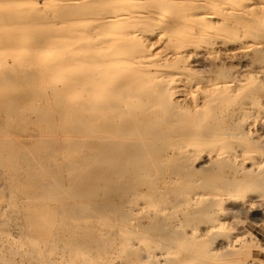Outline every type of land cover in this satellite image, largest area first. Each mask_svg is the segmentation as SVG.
<instances>
[{
  "label": "rangeland",
  "instance_id": "obj_1",
  "mask_svg": "<svg viewBox=\"0 0 264 264\" xmlns=\"http://www.w3.org/2000/svg\"><path fill=\"white\" fill-rule=\"evenodd\" d=\"M39 1L40 4H43L41 0ZM195 1L202 6L201 12L204 13L205 17H208L207 13L210 12L211 3H205V0ZM24 2L26 1L0 0V159H9L6 146H11L13 147V152L15 154L17 153L16 155H18L19 158L20 153L30 151L31 155H34L31 157L41 161L40 164L36 166V169H42L37 172L31 170L21 171L18 169H21L23 166L19 163L13 165L3 164L0 166V257L2 254L3 256L6 255L11 260L12 264H36L28 255L30 246L28 245L27 238L23 236L43 230L33 227L29 224L28 219L24 220L25 217L23 216L25 214L27 217H31L34 223L42 224H39V226H43L46 230L53 231V233L65 239L62 244H51L48 245V248L44 251L38 250L37 252L39 253L37 254L36 252L38 258L36 257V259L39 261H42L43 258H45V260L49 258L56 259L57 256L55 255L59 253V255H66V263H68V260L74 261V255H70L73 253L66 249L72 244V239L67 233L69 227L77 226L83 231H86L87 234L96 235L97 233V235L101 234V236L108 239L106 241V249L103 251L95 249H87L89 252L86 249V251H82L87 257L92 260L95 259L92 264H94V262L96 264H110L112 263L111 261H113L112 264H264V251L252 245H249L250 247L247 245V248L243 249L246 252H243L240 248V243H237V245L239 244V250L237 249V251L234 252L229 250L226 251V245L232 236H242L241 241L247 242L248 239L257 234L264 244V227L258 229V227H260L259 224L264 223V185L260 187L255 185L259 179H262V181L264 180V0H226V3L222 1L223 4L217 6L221 15L216 17L213 16L214 18L210 16L208 20H213L212 23H210V27H208L205 32L196 28V23L192 25L188 23L189 21L183 23L179 28L181 34L185 32V37L183 39L170 38L167 36L165 31L166 23L161 24L156 28L155 32L149 33L148 35L150 36L152 44H155L153 49L157 50L156 53H161V58L158 59L160 67L158 70H153L154 68L148 70L150 73L147 75L146 84L142 86L141 89H150L152 91L168 89V92L171 90L168 98L174 102L178 98V105L159 104L156 108L160 110L159 120L161 122L166 120L168 109L176 111V113L186 121L183 130L188 131V133L190 132V141L192 142L185 145L184 150L189 152L192 157L194 156L195 159L193 160L191 168L200 176L198 177V181L193 185V188L189 187V184H187L188 182L185 180L186 178H181L178 175V178H176L177 167L173 161L170 160L167 163L163 162V164L160 163L159 165H155V158L153 155H150L149 157L152 158L150 166L139 167L138 169H136L138 166L135 165L131 167L130 170L136 169L135 172H144L149 175L146 177L143 176L137 180L135 182L136 185L133 183L134 186L132 188H130L132 186V181L129 182L131 186L125 183L118 187L114 184L112 188L100 185V182H92L89 185L88 182L82 183L76 195V202L80 208L76 209L77 211L74 210V212L73 210L69 211L67 209L66 199L67 192L70 191V176L76 173H69L65 164L68 158V151L64 146L69 142V134L65 133L63 130V128H67L65 121H62V118L56 115L58 111L56 107L58 100H56L54 96L52 88L53 81L50 79L52 77L47 76L44 71L42 72L39 70L34 63V65H29V62H27L28 64H22L20 67L16 66V64L19 62V57H25L26 53L24 50L29 48L34 49L32 48L33 45L35 48L37 46L47 47L48 44L46 45V43L50 37L61 38L59 40L63 42L64 37L68 35L67 32L74 29L73 27H75V24L71 23V27L69 23L64 20L62 26L56 29L50 28L47 25L49 21L44 17L46 16L49 6L38 5L39 3L35 6L33 4L31 5L30 1H27L26 3H29L28 5ZM252 2L253 4L257 2L258 7L253 6ZM17 3L19 4L17 5ZM250 6L252 9L249 8ZM222 10L224 12H222ZM237 10H239V12ZM36 11H39L38 14ZM243 12H245V14H243ZM33 13L36 14L33 15ZM189 13L190 12L187 11L186 15ZM57 15L64 16L67 18L66 20L70 21V17L66 11L59 10ZM31 19L34 21H31ZM108 32L109 31L106 30L103 33L106 36ZM216 33H218V35ZM243 39L247 45H252V48L248 50L244 48L246 44ZM23 47L25 48L24 50H22ZM164 48L166 50H164ZM170 51L173 55L170 54ZM135 55L139 56V51H133L130 54V56ZM51 56V54H45L43 58H50ZM124 57L125 55H118V59ZM31 59L33 60V57ZM144 61H147L146 58H144ZM10 64L16 66V68L12 70L7 68V65ZM179 68H181V70ZM8 71H10L9 77L13 78L10 79L7 77L8 74L6 75L5 73ZM12 74L14 75L12 76ZM106 88L110 89V86L108 85ZM101 101L110 104L108 101L111 100L108 97H102ZM58 103H60V101ZM106 107L110 106L106 105ZM241 108H244V110ZM246 109L248 110L246 111ZM109 112H112V110L109 109ZM134 113L137 114L135 111ZM135 117H137V115ZM120 120L122 122V119ZM121 122H119V125H121ZM163 124L166 125L167 122ZM238 125H240V127ZM96 126H100V130L105 128V126H101L100 121L96 123ZM220 126L223 127L222 130ZM157 127L159 129L162 126L159 124ZM42 131L45 133H42ZM221 131L224 135L222 137H216ZM62 132L64 133V137L62 136ZM56 133L58 134L56 135ZM199 134L200 137H197ZM28 136L31 137L29 138ZM229 138L232 139L230 140ZM237 138L240 140H237ZM56 140H60V143L63 144H59L55 147L47 145L51 143V141L53 142ZM243 140L246 142H243ZM162 143L164 144L162 145ZM168 144H170V141H160L158 149H165ZM25 146L30 148L25 149ZM179 152V150H170L165 156L175 158V156L177 157L179 155ZM42 153H44L45 156H43ZM48 154L50 155L47 156ZM199 157L202 158L200 159ZM243 159L245 160L243 161ZM251 163L253 165L255 164L258 168L255 166L253 174L250 173L245 176V170L252 169L251 166L253 165ZM112 168V171L116 173L121 167L119 165H114ZM93 171L94 170L90 169L87 170L86 173L90 174ZM26 172L30 174V176ZM46 173L48 174L47 177H50L47 182L50 181L49 183H51V191L42 192L44 195L47 194L45 196H42V194L33 196L34 194L31 190L32 186L47 180L44 177L40 179L42 176H46ZM37 175H41L40 178L35 177ZM32 176L35 177V180L31 179ZM159 178L161 179L160 181H155ZM164 180H166V182H164ZM236 181L237 184H242L243 186L248 184V189L241 191V189L236 188L237 186L233 187V185H231L230 194H234V196L226 198V184H233V182L236 183ZM170 184L172 185L170 186ZM152 188H154V191H152ZM169 188L172 189L170 190ZM58 189H64L63 191L66 193L64 197L54 194L58 192ZM165 189L169 190L165 192ZM116 192L120 194L130 192V196L128 194L127 197H124V201L119 203L120 207L118 209V203L110 199V196H113ZM208 194H212L214 197ZM49 195L51 199H49ZM33 199L35 202H33ZM78 199H80V201ZM226 199H228L227 203L232 204L235 211L238 209L244 211L248 210L246 216L243 215L242 218L240 216L236 219L234 218V220L232 217L226 218ZM28 200H32L33 203L31 201L28 203ZM109 201L112 202L108 203ZM251 202H253V204H250ZM188 203L190 206H188ZM40 207H43V209ZM106 207H108V210H106ZM41 209L46 211L41 213L39 211ZM176 212L179 214H176ZM212 216L214 218H212ZM255 217L262 222L254 223L250 221L249 218ZM163 218L166 220L164 221ZM226 221L227 223H232L227 226ZM120 222L123 223L121 224ZM89 224H91V227ZM162 225H165L166 230H163ZM86 226L87 228H85ZM170 226L171 228L174 226V228L171 229ZM24 228H26L25 231ZM101 228H104V230ZM249 230H251L250 232L252 234ZM151 235H153V237ZM244 238H246V240ZM13 240H15V243ZM12 244L13 246H11ZM10 246L13 248H9ZM16 246L18 247L16 248ZM18 248H21V251ZM48 250H53V254ZM248 250L249 252H247ZM230 252L232 253V257L229 255ZM241 253H243L242 256H240ZM108 259L110 261H108Z\"/></svg>",
  "mask_w": 264,
  "mask_h": 264
},
{
  "label": "bare ground",
  "instance_id": "obj_2",
  "mask_svg": "<svg viewBox=\"0 0 264 264\" xmlns=\"http://www.w3.org/2000/svg\"><path fill=\"white\" fill-rule=\"evenodd\" d=\"M25 1L26 2L30 1L31 2L30 4L31 5L33 4L35 6L40 2L39 0H25ZM41 1H42L43 4L39 3L38 5H46L47 7L49 6V9H47L48 11L46 13V16H44L45 19L49 21L47 23L48 27L56 29L59 26L63 25L64 20L67 23H69V26H71V27H72L71 23L75 24V27H73L74 29H71L70 31L67 32L68 35H67V37H64L63 42H61L59 40L61 38L50 37L48 42L46 43V45L48 44L47 47L37 46L36 45L37 47L35 48V47H33L34 46L33 45L32 48H34V49H30L29 48V49H26V50H24L25 48L23 47L22 50H24V52L26 53L25 57L24 56L19 57V62H18V64H16V66L20 67L22 64H25V63L29 62V65H34L35 64V66L39 70H41L42 72L44 71L47 76L52 77L50 79H52V81H53V87L52 88H53V91H54V96H55V99L58 100V102L60 101V103L57 102V104H56V107L58 108V111L56 112V115L60 116L62 118V121H65V123L67 124V128H63V130H64L65 133L69 134L68 135L69 137L67 136L69 138L68 139L69 142H67L65 144V146H64L67 149V151H68V158H67V162L65 164L67 166V170H68L69 173H73V172L76 173V174L70 176V182H71L70 187H69L70 191L67 192V199H66L67 209L69 211L73 210V212H74V210L80 208V206L76 202V198H77L76 195H77L78 188L84 182H88V185L91 184L92 182H96V183L100 182V185H105V186H108V187H111V188L113 187L114 184L119 187L121 185H124L125 183L129 184L131 186V183H132V186L130 187V188H132L137 180H139L143 176H145V177L149 176L148 173L135 172V170L138 169L139 167L150 166L151 162H152V158L149 157L150 155L154 156L155 165H159L160 163L163 164V162L167 163L170 160L173 161L175 163V166L177 167L176 176L178 175L181 178L182 177L186 178L185 180L188 182L187 184H189V187L193 188V185L198 181V177H200V176H199V174L195 173L192 170V168H191L192 165H193V160L195 159L194 156L192 157L189 152H186L184 150L185 145H188V144H190L192 142V141H190V137H191L190 134H189L190 132L188 133V131L183 130L185 128L186 121L183 120L182 117H180L176 113V111H173L172 109H168L166 120L164 122H161L159 120L160 110H158L156 108L157 105H159V104H164V105L177 104V99L178 98L176 99L175 102L172 101L170 98H168L169 97V92L171 91L170 89H169L170 90L169 92H168V89L167 90L158 89V91H156V90L152 91L150 89H141V87L146 84L147 75H149V73H150L148 70L150 68H154L153 70H156V69L158 70V68L160 67L158 59L161 58V56H160L161 53L160 52L156 53L157 50L153 49L155 44H152L150 36H148V35H149V33L155 32L156 28H158L161 24L166 23L165 31H166V35L167 36H169L170 38L173 37V38H182L183 39L185 37V32L183 34H181L179 32V28L183 25V23L188 22V21H189L188 23L191 24V25L193 23H196L195 27L198 28L199 30L205 32L207 30V28L210 27V23H212V20H213V19L212 20H208V19H210V16H212V18H214L213 16L216 17V16L221 15L220 14L221 12H219V9H218L217 6L223 4V2L226 3V0H216V1H214V0H205V3H207V4L211 3L210 12L207 13L208 17H205L204 13L201 12L202 6L197 4V2L195 0H41ZM26 2H24V3H26ZM199 2H201V1H199ZM18 4L19 3H17V5ZM26 4L29 5V3H26ZM252 4H253V2H252ZM253 6L256 7L257 6V2L255 4H253ZM249 8L252 9L251 6ZM59 10L66 11V13H68V15L70 17V21L66 20L67 18L64 17V16L57 15V12ZM187 11L190 12V13L186 15ZM237 11L239 12V10H237ZM38 12H37V14H38ZM222 12H224V11L222 10ZM35 14L33 13V15H35ZM243 14H245V12H243ZM64 15H66V14H64ZM28 19H29V17H28ZM231 19H233V18H231ZM31 21H34V20L31 19ZM202 21H203V23H202ZM229 21H230V17H229ZM262 25H263V22H262ZM259 29H261V28H259ZM106 30H108L109 32H108V35L105 36L103 32H105ZM247 30H249V29H247ZM216 34L218 35V33H216ZM246 38H247V36H246ZM167 43H168V41H167ZM244 43H245V40H244ZM244 48H246L248 50L249 48H252V45H247L246 44V46H244ZM164 50H166V49L164 48ZM237 50H238V48H237ZM239 50H242V49H239ZM133 51L134 52L139 51L140 55L139 56H137V55L130 56L131 52H133ZM241 52H243V51H241ZM212 53H214V52H212ZM45 54H51L52 56L50 58H43ZM119 54L125 55V57L118 59V55ZM170 54H171V51H170ZM218 54H219V51H218ZM218 54H217V56H218ZM171 55H173V54H171ZM31 56L33 57L34 61L31 59L32 58ZM183 57H184V54H183ZM144 58H146L147 61H144ZM180 64H181V62H180ZM16 66L10 64V65H7V68L12 70V69L16 68ZM179 69L181 70V68H179ZM10 71L5 73L6 75L8 74L7 77H9V74H10L9 72ZM33 72H34V70H33ZM35 73H37V72H35ZM13 75L14 74H12V76ZM176 76L179 77L178 75H176ZM165 77H167V76H165ZM9 78L11 79L13 77H9ZM185 79H186V77H185ZM184 82H186V81H184ZM232 82H233V80H232ZM155 84H156V82H155ZM158 84H160V83H158ZM184 84H186V83H184ZM108 85L110 86V89L106 88V86H108ZM111 85H112V87H111ZM115 86H117V87H115ZM229 86H227V87H229ZM185 88H187V87H185ZM224 88H226V87H224ZM194 94H193V96H194ZM123 95H125V96H123ZM102 97L110 98L111 101H108V102H110V104H107L104 101H101ZM173 100H175V99H173ZM197 103H198V101H197ZM106 105H108L110 107H106ZM190 105H191V103H190ZM188 107H186V108H188ZM211 107H213V106H211ZM109 109L112 110V112H109ZM213 110H215V109H213ZM242 110H244V108ZM247 110L248 109H246V111ZM134 111L137 114H135ZM42 115H43V113H42ZM136 115H137V117H135ZM22 116H25V115H22ZM232 117H233V114H232ZM120 119H122V122H121ZM210 119H211V117H210ZM234 120H235V118H234ZM98 121H100L101 126H105L104 129L100 130V126H96V123H98ZM119 122H121V125H119ZM166 122H167L166 125L163 124V123H166ZM227 123H228V121H227ZM159 124L162 127H160L158 129L157 126ZM237 124H238V122H237ZM230 125H232V124H230ZM55 126H56V124H55ZM238 126L240 127V125H238ZM220 128L222 130L223 127L220 126ZM44 130L47 131L46 129H44ZM42 133H45V132L42 131ZM57 134L58 133H56V135ZM13 135H11V136H13ZM44 135H46V134H44ZM63 135H64V133L62 134V136ZM223 135H224V133L221 131V132H219L216 135V137H219V136L222 137ZM54 136H55V134H54ZM193 136H195V135H193ZM28 137L30 138L31 136H28ZM197 137H200V134ZM226 138H228V137H226ZM234 138H236V137H234ZM239 138H237V140ZM19 139H21V138H19ZM58 139H60V138H58ZM163 140L164 141L165 140L170 141V144H168L165 149H158L159 142L163 141ZM246 140H247V138H246ZM33 141H30V142H33ZM244 141L245 140H243V142ZM59 144L61 145L63 143H60V140H56V141H53V142L51 141V143H48L47 145L55 147V146H58ZM163 144L164 143H162V145ZM12 148L13 147H11V146H6V151L9 154V159L8 160L0 159V166H2L3 164H11V165H13V164H18L19 163V164H21L23 166L21 169H18V170H21V171H23V170L24 171L25 170H31V171L37 172V171L42 169V168H39V170L36 169V166L38 164H40L41 161L31 157V156H34V155H31L30 151L29 152L28 151H24L23 153H20V158H19V156L16 155L17 153L15 154L13 152ZM28 148H30V147H26L25 146V149H28ZM170 150H177V151L179 150L180 151L179 155L177 157L175 156V158H171L170 156L166 157L165 154L168 151H170ZM63 154H65V153H63ZM237 154H239V153H237ZM42 155L45 156L44 153H42ZM49 155L50 154H48L47 156H49ZM213 157H214V155H213ZM199 158L201 159L202 157H199ZM244 160L245 159H243V161ZM247 163H250V162H247ZM114 165H119L121 167V168L118 169V171L116 173H114L112 171V169H113L112 167ZM133 165L138 166V167L136 169L130 170ZM220 165H221V163H220ZM255 166L256 165L254 164L253 166H251L252 169H246L245 173H244L245 176L247 174H250V173L253 174ZM18 167H19V165H18ZM90 169L94 170V171L91 172L90 174H87L86 171L90 170ZM263 170H264V168H263ZM43 171H44V169H43ZM170 173H172V172H170ZM170 173H169V175H170ZM227 173H229V172H227ZM215 174H216V171H215ZM28 175L30 176V174H28ZM40 176L41 175H37L35 177H39L40 178ZM47 176H48V174L46 176H42L40 178V179H42L44 177V178L47 179V180L42 181L43 183H38V184L32 186L31 190H32V193L34 194L33 196H38L39 194H42V192L44 193L45 191H49V190L51 191V187H52L50 185L51 183H49L50 181L47 182L48 179H50V177H47ZM178 176L176 178H178ZM204 176H207V175H204ZM35 177L32 176L31 179L35 180ZM61 179H62V177H61ZM160 180L161 179L159 178V179H156L155 181H160ZM173 180H174V178H173ZM236 180H237V178H236ZM263 181H262V179H259L257 182L255 181L256 182L255 185L259 186V187L263 186L264 185ZM129 182H131V183H129ZM164 182H166V180H164ZM241 182H243V181H241ZM56 183H59V182H56ZM216 183H218V182H216ZM238 183H240V182H238ZM187 184H186V186H187ZM171 185L172 184H170V186ZM179 185H180V183H179ZM231 185H233V187L237 186L236 188L237 189H241V191L248 189V187H247L248 184L243 186L242 184H237V181H236V183L233 182V184L227 183L226 184V198L227 197L230 198V197L234 196V194H230V192H231L230 191V186ZM220 187H218V188H220ZM164 188H166V187H164ZM82 189H84V188H82ZM63 190L62 189H58V192H56L54 194L56 196L59 195V196H63L64 197V195L66 193ZM140 190H142V189H140ZM168 190L165 189V192L168 191ZM52 191H53V189H52ZM152 191H154V188H152ZM162 191H164V190H162ZM263 191H264V188H263ZM174 192H176V191H174ZM129 193L120 194V193L116 192L113 196H110V199H113V201H116L118 203L117 209L120 207L119 203L120 202L122 203L124 201V197H127V195ZM179 193H181V192H179ZM71 194H73V195H71ZM43 195L44 194H42V196ZM45 195H47V194H45ZM210 195H211V197H214V195L213 196H212V194H210ZM129 196H130V194H129ZM134 196H135V194H134ZM51 197H52V195H51ZM189 198H191V197H189ZM203 198H204V196H203ZM49 199H51L50 195H49ZM196 199H197V197H196ZM78 200L80 201V199H78ZM167 200H170V199H167ZM227 200L228 199H226V218L232 217L233 220H234V218L236 219V218H238L240 216L242 218L243 215L246 216V214L248 213L247 212L248 210L244 211L242 209H238L237 211H235L234 208L232 207V204L231 203H227ZM29 201L32 202V200H28V203H29ZM83 201H84V199H83ZM33 202H35L34 199H33ZM110 202H112V201H109L108 203H110ZM135 203H136V201H135ZM191 204H192V201H191ZM250 204H253V202H251ZM61 205H62V203H61ZM188 206H190V204ZM40 208L43 209V207H40ZM161 208H163V207H161ZM42 209L39 210L41 213L46 211V210H42ZM106 210H108V207H106ZM76 211H75V214H76ZM192 211H193V208H192ZM28 212H33V211H28ZM120 213H121V211H120ZM200 213H202V212H200ZM210 213H212V212H210ZM123 214H124V212H123ZM164 214H165V212H164ZM176 214H179V213L176 212ZM215 214H217V213H215ZM204 216H206V215H204ZM213 216H212V218H214ZM23 217H25L24 220L28 219L29 224H31L36 229L39 228V230H43L41 232L38 231L37 233L29 234L27 236L26 235L23 236V237L27 238L28 245L30 246V251L28 252V255L31 257L32 261L35 262L36 264H92L93 260H95V259L92 260L91 258L87 257L85 254H83L84 252H82V251L85 250V249L86 250L87 249H93V250L95 249V250H99V251H103V250L106 249V245H107L106 241L108 239H106L104 236H101V234L97 235V233H96V235H94V234L90 235V234H87L86 231H83L82 229H80L79 227H77V226L73 227L72 226V227L68 228L69 230H68V233H67L68 236H70V238L72 239V244L70 245L71 247L69 246L66 249L70 250L71 253H73V254H70V255H72V256L74 255L73 256L74 261H69L68 260V263H66L67 262L66 255L65 254L59 255L60 253L55 255V256H57L56 259H50L49 258V259L45 260V258H43L42 261H39L38 259H36V257L38 258V256H36V252L38 250L44 251V250H46L48 248V245H51V244L52 245H58L60 243L62 244V242H64L65 239H64V237L62 238V236L60 237V236L56 235L55 233H53V231L46 230L43 226H39L40 223L39 224L38 223H34L32 221V219H31V217L29 218L25 214H24ZM87 218H89V217H87ZM180 218H181V216H180ZM232 218H231V221H232ZM90 219H92V218H90ZM186 219H189V218H186ZM249 219H250V221H252L254 223L262 222L256 217L255 218H249ZM163 220L165 221L166 219L163 218ZM203 220H205V219H203ZM227 221H228V219H227ZM227 221H226V223H227ZM183 223H186V222H183ZM231 223H227V226H228V224H231ZM124 224H126V223H124ZM40 225H42V224H40ZM90 225L91 224H89V226ZM167 225H168V223H167ZM259 225H260V227H258V229L264 227V223L263 224L261 223ZM83 226H84V224H83ZM85 228H87V226ZM170 228H171V226H170ZM173 228H174V226H173ZM173 228H171V229H173ZM25 229L26 228H24V231H25ZM101 229L104 230V228H101ZM163 230H166L165 225L163 226ZM102 231H100V232H102ZM239 231H240V229H239ZM250 231L251 230H249V232ZM22 233H24V232H22ZM247 234H249V233H247ZM65 235H66V233H65ZM9 236H7V237H9ZM151 236L153 237V235H151ZM185 237H187V236H185ZM11 239H13V238H11ZM16 239H17V237H16ZM244 239L246 240V238H244ZM15 240H13V242ZM241 240H242V236H237V237L236 236L235 237L232 236V237H230V240H229L228 244L226 245V251H228V250L231 251V252L237 251V249L239 248L238 247L239 244L237 245V243H240L239 246H240V248L242 250L247 248L246 247L247 245L248 246L252 245V246L264 251V244L260 240V238L258 237L257 234L254 235V237L252 236L250 239H248L247 242L246 241L244 242V241H241ZM176 241H178V240H176ZM113 242H115V241H113ZM122 242H123V240H122ZM6 243H8V242H6ZM127 244H129V243H127ZM198 245H199V241H198ZM11 246H13V244ZM11 246L9 248H11ZM23 246H25V245H23ZM17 247L18 246H16V248ZM49 250H50V248H49ZM52 251L53 250H51L49 252H51L53 254ZM87 251L89 252V250H87ZM49 252H47V253H49ZM231 252L229 254L230 256L232 254ZM243 252H246V251L243 250ZM247 252H249V250ZM38 253L39 252H37V254ZM56 253H57V251H56ZM107 253H109V252H107ZM111 253H112V251H111ZM226 253H228V252H226ZM98 254H99V252H98ZM242 254L243 253H241L240 256H242ZM11 255H13V254H11ZM40 255H41V252H40ZM42 255H44V254H42ZM102 256H101V258H102ZM236 256H238V255H236ZM109 257H110V255H109ZM131 258H133V257H131ZM112 259H113V257H112ZM79 261H81V262H79ZM82 261H83V263H82ZM108 261H110V260L108 259ZM141 261H143V260H141ZM111 262L113 263V261H111ZM183 262H184V259H183ZM197 262H199V261H197ZM112 263H110V264H112ZM0 264H12V262L6 255L3 256V254H2L1 257H0ZM94 264H96V263L94 262Z\"/></svg>",
  "mask_w": 264,
  "mask_h": 264
}]
</instances>
